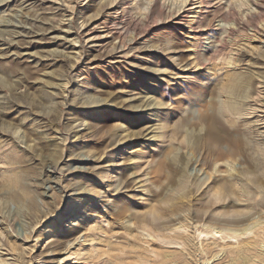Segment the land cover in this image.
Wrapping results in <instances>:
<instances>
[{"label": "rangeland", "instance_id": "374dc122", "mask_svg": "<svg viewBox=\"0 0 264 264\" xmlns=\"http://www.w3.org/2000/svg\"><path fill=\"white\" fill-rule=\"evenodd\" d=\"M111 1L0 0V264H114L117 253L123 264H264V13L249 18L251 0L238 14H224L227 0H159L169 12L150 17L152 0ZM198 11L208 32L234 27L221 54L189 27ZM238 77L250 82L233 104L243 114L221 120L250 147L218 200L217 176L172 133ZM170 147L166 162L189 160L181 190L153 178ZM10 175L27 182L36 216L4 199Z\"/></svg>", "mask_w": 264, "mask_h": 264}, {"label": "bare ground", "instance_id": "6f19581e", "mask_svg": "<svg viewBox=\"0 0 264 264\" xmlns=\"http://www.w3.org/2000/svg\"><path fill=\"white\" fill-rule=\"evenodd\" d=\"M212 1L213 0H205L207 7L214 6ZM243 3H241L239 0H227L225 3L226 8L224 10L225 11L224 14L226 13L238 14V11L241 9ZM249 3L251 4L250 8L247 11V16L249 18H252L253 16H256L258 14L264 13L263 0H251V2ZM110 4L114 5L115 7L117 5H120L121 7L122 5H124V0H112ZM167 12L169 11H167V6L164 2H161L159 0H152L149 4V8L147 10L146 16H150V17L154 15L161 16V15H165V13ZM169 14L173 15L174 11L171 10ZM199 15H200L199 11L194 12V15L191 18H189L188 23H190L189 27L191 28V30L203 29L201 28V24H200L201 17L199 18ZM220 21L221 20H219V22ZM115 24L119 25L121 23L117 22ZM193 24H195L196 26L193 27ZM217 26L215 25V28L216 27L217 28L214 30L217 33L212 32V31L208 32L207 28L200 30V32H198L200 36H203L204 34H207V33H203L201 31H207L209 34L208 38L210 39L213 38V40L210 41L211 43L210 42L208 43H210L211 46L215 47L214 49L215 51L214 52L211 51L215 55L219 53L226 39L227 38L229 39L230 34L234 31L233 26L226 25L225 23H222V24L218 23ZM119 29H121V26H119ZM205 52L207 53L210 52V48L208 46L205 49ZM211 59H212L211 56L203 57L201 60H198L195 57L193 58V60H197V62L200 64H207L210 62ZM249 86H250L249 79L242 80L239 77L234 78L231 84L223 86V89L225 90V93L227 95L226 100L216 101L214 99H211L209 102L205 103L202 106L203 112L200 114L197 121L193 123H189L187 122L186 119L183 118L180 121L181 123L180 125L181 126L183 125L184 127L187 126L186 127L187 129L184 131H180V129L177 128L172 133L173 136L182 135L185 138L186 147L189 149V151L192 154L200 156L201 164L207 171H209V176L211 174L217 176L211 188L213 189L214 196L218 200H224V198L228 196L230 192H232L231 184L228 181V178L230 179L235 178L231 174V172H236L232 160L235 159L236 157L237 159L239 157H244V153H243L244 147L246 149H249L250 147V143L243 139L241 131L237 128H232V129L228 128L224 124V122H222L221 118L228 117L231 115L239 116L243 114L242 109L234 106L233 104L247 97V95L246 96L244 95L245 94L244 92ZM146 102H147L146 106H149V105L155 106L156 104H159L158 101L150 100L149 98L146 100ZM136 116L137 118H141V114H137ZM154 116L158 117L160 120V117H161L160 113L158 114V112L155 111V113L153 114V117ZM152 121L153 119L149 118L147 122H152ZM163 127H165V124L162 121V123L160 122L159 124L156 125L155 129L157 128L160 129ZM152 136H149L147 138L145 144L148 145V143H150L154 139L152 138ZM154 136L158 137L160 135L155 134ZM142 138H144V136ZM172 152H173L172 147L168 148L165 156L156 163V168L152 171L153 178L157 184L160 183L162 180L167 179V183L169 184L170 189L181 190L183 189L184 184L187 178L189 177V174H188L189 160H186L184 157H182V155H178L177 153H174L171 159L169 158L170 159L169 162H166L165 161L166 156ZM251 162L252 163H249L251 164L249 165V167L246 166L248 169L246 170L247 172L254 171V169L257 168L258 166V161L256 159H251ZM250 166L252 170H250ZM252 183L256 190H260L262 188V185H261L262 183L258 180L253 181ZM31 192L32 190H30V187L28 186L27 182L22 180L21 176L10 175V179L8 181V184L6 185V192L4 195V199L17 204L18 211H21V207L24 206L27 212L23 214L31 218L38 214V208L35 202V196L31 194ZM184 195L185 193L182 194L180 197H184ZM154 211L155 210H152L151 212L153 213ZM125 212L126 210L122 211L117 216L124 217L123 214ZM138 223H142V222L135 220L132 224H134V227H138ZM259 223L260 221H256L254 224L249 225L247 228L242 230V232H244L245 230H251L254 227H257ZM222 230L230 231V229H223V228H219L217 231H222ZM147 235L149 237L151 236L150 233H147ZM168 256L169 254L168 255L166 254L163 260H161L157 264H168L167 262L169 258ZM113 257H114L113 261L112 262L110 261L111 263L123 264V262L120 260V255H118V253L115 254ZM125 264H144V262L140 260H135L133 262H127V263L125 262ZM175 264L177 263L175 262ZM185 264H188V263H185ZM239 264H258V261L256 259L241 258Z\"/></svg>", "mask_w": 264, "mask_h": 264}]
</instances>
